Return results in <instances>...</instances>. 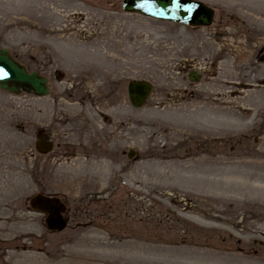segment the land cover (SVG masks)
I'll use <instances>...</instances> for the list:
<instances>
[{
    "label": "rangeland",
    "instance_id": "1",
    "mask_svg": "<svg viewBox=\"0 0 264 264\" xmlns=\"http://www.w3.org/2000/svg\"><path fill=\"white\" fill-rule=\"evenodd\" d=\"M196 1L215 12L208 28L126 14L121 0H0V49L50 90L41 98L0 90V264H264V196L210 205L201 184L169 189L164 170L162 179L146 175L154 163L203 159L204 168L240 164L264 177V109L230 130L163 113L197 103L220 72L218 50L238 77L225 81L227 102L264 90V13L249 20L219 0ZM89 51L106 55L98 78L85 72L99 62ZM132 80L153 86L137 110L127 99ZM40 130L55 144L46 156L34 150ZM90 161L105 164L102 174L84 168ZM37 193L67 206L63 232H47L28 209ZM92 204L102 208H83Z\"/></svg>",
    "mask_w": 264,
    "mask_h": 264
},
{
    "label": "bare ground",
    "instance_id": "2",
    "mask_svg": "<svg viewBox=\"0 0 264 264\" xmlns=\"http://www.w3.org/2000/svg\"><path fill=\"white\" fill-rule=\"evenodd\" d=\"M219 1L226 10L235 12V14H239L249 20H253L255 14L264 13V0ZM81 51L85 52L88 50L82 47ZM85 56L99 61L92 65L88 64L90 67L85 71L91 74L93 78H98L99 76L96 75V73L102 68L101 66L105 65L101 61L106 58V55L99 51H89ZM214 57H221L224 59V61L220 63V72L216 78L210 79L209 85L202 89L199 95L197 94L196 97L199 98L196 99L197 103H189L188 105L180 107H166L163 113L172 117L177 122L187 121L195 127L197 126L210 130L225 127L230 130L241 128L240 126L248 128V120L254 119L259 112L264 109V107H262L264 105V90L261 87L252 86L250 90L243 92L240 98H236L233 103L227 102L229 93L225 96L223 92L225 89V81L238 79L237 76L232 74V71L236 67H233L228 59L224 57L222 50L216 51ZM248 82H250V84L256 83L254 78L245 80L244 84ZM212 96H218L219 98L210 99ZM239 108L240 111H238ZM82 113L88 118L90 117L89 111L84 110ZM151 165L153 167L148 166L145 169L148 179L156 177L157 179H162L160 171L164 170L165 181L172 182L170 184L162 182V185L169 189L174 187V182L184 184L186 181L187 183L194 182L196 184H201V186L209 189V194L212 199V202H209L210 205H216L217 201H228L230 199L242 200L244 198H250L258 201L264 196V177L253 178L248 175L246 169L245 173L244 169L240 168V164H231L225 167L221 165L218 166V168H204L205 161L200 159L199 164L178 165L171 163L169 166H165L154 163ZM84 168L91 171V173L97 172L98 174H102L105 164L98 165L90 161L84 165ZM138 178L142 177L138 174ZM147 178L145 177L146 180H148ZM251 180L261 184V186L258 187L249 184ZM37 262V259L32 261L34 264Z\"/></svg>",
    "mask_w": 264,
    "mask_h": 264
},
{
    "label": "water",
    "instance_id": "3",
    "mask_svg": "<svg viewBox=\"0 0 264 264\" xmlns=\"http://www.w3.org/2000/svg\"><path fill=\"white\" fill-rule=\"evenodd\" d=\"M122 10L129 14H138L174 24L193 28L208 27L212 24L214 11L201 2L193 0H122ZM190 80L196 76L190 75ZM0 90L18 95L21 92L45 97L49 94L47 80L36 72L28 73L26 69L16 63L5 48L0 50ZM152 92V86L147 82L131 81L128 84L127 96L134 108L143 107ZM42 132H39V136ZM43 134L35 142L34 149L39 154H48L53 144L46 141ZM131 157V156H129ZM29 208L44 215L45 228L50 232H62L67 227V219L63 217L66 208L55 197L37 194L28 200Z\"/></svg>",
    "mask_w": 264,
    "mask_h": 264
},
{
    "label": "flooded vegetation",
    "instance_id": "4",
    "mask_svg": "<svg viewBox=\"0 0 264 264\" xmlns=\"http://www.w3.org/2000/svg\"><path fill=\"white\" fill-rule=\"evenodd\" d=\"M83 208H102L101 205H95V204H92V205H87L86 207H83Z\"/></svg>",
    "mask_w": 264,
    "mask_h": 264
}]
</instances>
